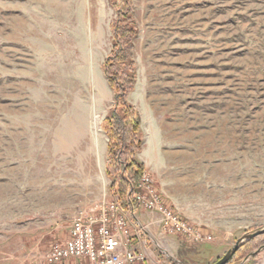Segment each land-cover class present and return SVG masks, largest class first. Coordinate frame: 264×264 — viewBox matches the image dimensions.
I'll return each mask as SVG.
<instances>
[{"label":"rangeland","instance_id":"obj_1","mask_svg":"<svg viewBox=\"0 0 264 264\" xmlns=\"http://www.w3.org/2000/svg\"><path fill=\"white\" fill-rule=\"evenodd\" d=\"M127 1L0 0V264H34L79 211L120 204L109 149L131 147L105 128L114 114L120 135L132 117L144 166L133 242L213 264L264 228V0ZM121 18L124 106L103 70ZM152 195L186 231L144 207ZM263 261L264 232L226 264Z\"/></svg>","mask_w":264,"mask_h":264},{"label":"built area","instance_id":"obj_2","mask_svg":"<svg viewBox=\"0 0 264 264\" xmlns=\"http://www.w3.org/2000/svg\"><path fill=\"white\" fill-rule=\"evenodd\" d=\"M141 199L145 208L156 209L162 212L164 220H171L164 221L165 228L175 223L171 229L186 231L184 224L166 211L154 195L150 200L145 196ZM124 211L129 210L123 209L117 200L102 201L79 211L71 220L67 237L38 253L34 264H166L162 263L161 256L147 248L145 241L133 244L136 234ZM188 239L203 242L198 235Z\"/></svg>","mask_w":264,"mask_h":264},{"label":"trees","instance_id":"obj_3","mask_svg":"<svg viewBox=\"0 0 264 264\" xmlns=\"http://www.w3.org/2000/svg\"><path fill=\"white\" fill-rule=\"evenodd\" d=\"M124 7H127L128 1L124 0L123 2ZM124 21L121 19H118L117 22L114 25V33H115V40L117 42V45L114 46L113 51L111 54L106 58L103 64V70L105 75L108 77L110 84L115 90L116 94V100L119 101L121 104L126 105L124 102L123 94H125L130 88L132 84L131 77H128L124 74L122 69L120 70L118 68L117 62H120V60H124L125 57L130 56L131 52V45H130V36L131 31L125 29V25L122 24ZM122 80V82H120ZM120 91L123 93H120ZM118 102V103H119ZM115 114L111 119H108L107 127H105L108 132L112 133V137H117L118 140H120V136H122V143L124 142L129 147H131V150H138V140L135 137L136 132V126L133 125L131 122V116H129V121L124 122L123 127V134L120 135L119 131L115 132L116 124L114 126V123H116ZM118 123V122H117ZM120 129V128H119ZM120 142V141H119ZM122 143H120L122 145ZM123 143V144H124ZM119 145V147L121 146ZM131 150L125 149V151L120 152L118 149H116V156H119L115 159H113V149L112 146L109 149V156H111L108 159V167H109V173L113 177V184L112 189L116 190L119 194V200L120 205L123 209H135L138 207V200L135 198V194L138 191V184L141 178V175L144 171V166L136 162L135 160L131 161L128 159L129 155L132 153ZM128 154V155H127ZM127 157V159H126ZM118 159V160H117ZM117 163V166L114 165ZM112 165V167L110 166ZM116 166V167H115Z\"/></svg>","mask_w":264,"mask_h":264},{"label":"water","instance_id":"obj_4","mask_svg":"<svg viewBox=\"0 0 264 264\" xmlns=\"http://www.w3.org/2000/svg\"><path fill=\"white\" fill-rule=\"evenodd\" d=\"M263 232H264V228L257 230V231H254V232L245 233L243 236H241L239 239H237L235 244L221 258H219L213 264H226L230 260V258L235 254V252L238 250V248L240 247V245L243 242H245L248 239H250L254 236H257Z\"/></svg>","mask_w":264,"mask_h":264},{"label":"crops","instance_id":"obj_5","mask_svg":"<svg viewBox=\"0 0 264 264\" xmlns=\"http://www.w3.org/2000/svg\"><path fill=\"white\" fill-rule=\"evenodd\" d=\"M127 215V218H128V222H129V224H130V227H131V224H133L132 223V219H135L136 220V216H135V211H134V209L133 210H129V211H124ZM131 217V218H130ZM134 232V231H133ZM135 239V238H134ZM134 239H133V241H134ZM141 243V242H140ZM133 244H135V242H133ZM138 264H143V263H138Z\"/></svg>","mask_w":264,"mask_h":264},{"label":"bare ground","instance_id":"obj_6","mask_svg":"<svg viewBox=\"0 0 264 264\" xmlns=\"http://www.w3.org/2000/svg\"><path fill=\"white\" fill-rule=\"evenodd\" d=\"M262 264H264V261H263V263Z\"/></svg>","mask_w":264,"mask_h":264}]
</instances>
